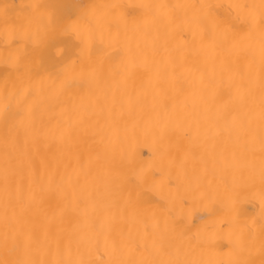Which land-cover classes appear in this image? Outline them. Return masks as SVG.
Masks as SVG:
<instances>
[{
  "label": "snow or ice",
  "instance_id": "snow-or-ice-1",
  "mask_svg": "<svg viewBox=\"0 0 264 264\" xmlns=\"http://www.w3.org/2000/svg\"><path fill=\"white\" fill-rule=\"evenodd\" d=\"M0 264H264V0H0Z\"/></svg>",
  "mask_w": 264,
  "mask_h": 264
},
{
  "label": "bare ground",
  "instance_id": "bare-ground-1",
  "mask_svg": "<svg viewBox=\"0 0 264 264\" xmlns=\"http://www.w3.org/2000/svg\"><path fill=\"white\" fill-rule=\"evenodd\" d=\"M16 3H20V0H15ZM121 3H135L140 2V0H118ZM169 2H175V0H169ZM153 146V141L151 136L138 133L136 135H129L128 140L123 144V149L125 152L138 151L140 156L138 158L146 159L149 147ZM251 208V206H246ZM191 220L196 227H203L206 224L211 223V218L202 209L191 210Z\"/></svg>",
  "mask_w": 264,
  "mask_h": 264
}]
</instances>
